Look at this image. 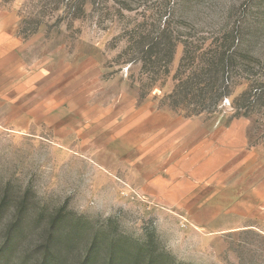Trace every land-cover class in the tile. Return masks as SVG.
<instances>
[{"label":"rangeland","instance_id":"rangeland-1","mask_svg":"<svg viewBox=\"0 0 264 264\" xmlns=\"http://www.w3.org/2000/svg\"><path fill=\"white\" fill-rule=\"evenodd\" d=\"M226 31L264 0H0V264H264V109L171 98Z\"/></svg>","mask_w":264,"mask_h":264},{"label":"trees","instance_id":"trees-1","mask_svg":"<svg viewBox=\"0 0 264 264\" xmlns=\"http://www.w3.org/2000/svg\"><path fill=\"white\" fill-rule=\"evenodd\" d=\"M256 33L254 32L253 35ZM239 35L232 31H226L221 38H217L216 41H221L217 46L204 50L191 49L187 43H191V39L186 40V46L184 48V55L181 59L180 68H183L187 74L181 77L180 82L174 88V93L171 94V98L175 96L183 95L184 101L191 98H199V104L213 106L218 104L222 97L227 94L229 85L232 82V78L241 71V76L246 80L247 89L242 94L243 105L242 107L235 103V109L243 114L249 115V113L256 112V110L264 109V73H258L255 63H258L264 56V48L262 49H249L245 45V42L238 44L235 49H232V45L229 44V40L233 42ZM228 43L229 45H226ZM145 55L153 56L155 54L154 49L144 51ZM158 54L156 53V58ZM180 75L182 71L179 70ZM231 73H234L232 77ZM200 95H195L194 92ZM208 91V93H205ZM176 99V98H175ZM120 244L112 243L110 250L112 255L109 259V264H115L116 254L122 247H118ZM122 246V244H121ZM95 247V246H94ZM93 250V249H92ZM153 262V261H152ZM44 263V262H43ZM45 264V263H44Z\"/></svg>","mask_w":264,"mask_h":264}]
</instances>
